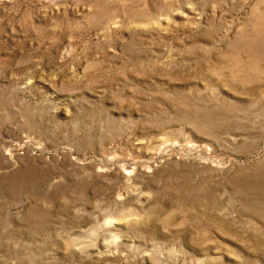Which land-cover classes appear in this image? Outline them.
I'll use <instances>...</instances> for the list:
<instances>
[{
	"label": "rangeland",
	"instance_id": "obj_1",
	"mask_svg": "<svg viewBox=\"0 0 264 264\" xmlns=\"http://www.w3.org/2000/svg\"><path fill=\"white\" fill-rule=\"evenodd\" d=\"M0 264H264V0H0Z\"/></svg>",
	"mask_w": 264,
	"mask_h": 264
}]
</instances>
